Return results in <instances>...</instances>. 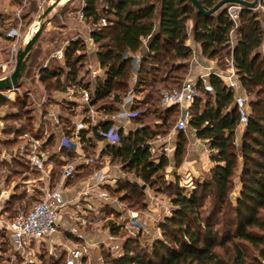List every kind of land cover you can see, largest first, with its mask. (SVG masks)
Segmentation results:
<instances>
[{
  "label": "trees",
  "instance_id": "1",
  "mask_svg": "<svg viewBox=\"0 0 264 264\" xmlns=\"http://www.w3.org/2000/svg\"><path fill=\"white\" fill-rule=\"evenodd\" d=\"M219 1L200 0L206 9ZM100 2L104 3L101 8ZM260 5H264V0H260ZM226 7L205 16L188 0H83L80 11L84 21L94 26L89 36L97 46L95 62L103 71L93 80L90 92V105L97 111L110 117L117 113V107L104 101L111 97L112 104L122 102L120 93L128 90L133 56L138 55L145 41L148 43L147 50L141 55L131 93H144L148 87L151 90L146 91L142 99L133 96L130 110L134 115L130 120L135 124L134 130L123 132L119 129L118 143L104 148L110 160L117 161L123 171L133 173L140 184L119 182L111 191L123 193L121 201L129 206L140 204L145 207L142 198L148 188L154 195H167L171 209V213L163 215L158 223L160 237L146 241L149 252L142 247L138 251V239L129 237L123 242L122 255L105 260L107 264H264V55L260 53L264 31L258 14L243 8L231 45L229 33L233 23L227 16ZM188 27L203 57L208 60L232 59L241 87L255 99L249 101L250 113L237 149L238 115L232 106V91L216 76L209 77L213 93L202 91L201 96L193 100L188 128L207 144L213 166L208 177L195 179L193 188L186 192L177 181L174 184L165 181L163 170L168 164L167 157H153L145 142L157 135H165L177 118L176 105H161L160 89L180 88L188 74L192 56V49L185 43ZM85 53L82 40H71L63 49L61 63L56 67L47 64L42 67L38 71V81L44 88L52 87V90L73 85L89 89L88 76L81 71ZM177 72L181 75L172 76ZM168 83L174 86H168ZM157 84L162 87L157 88ZM148 100L154 105L159 103L160 108L153 113L161 122L154 125L160 131L141 121L148 109L139 106ZM8 102L19 109L25 106L18 98ZM72 105L65 109L72 110ZM88 110L87 106H82L83 121H87ZM63 115L60 123L66 137H70L67 128L70 116ZM16 116L15 113L12 118ZM112 125L113 121L108 118L92 128V135L101 140L100 132ZM81 134L84 137V131ZM54 136V132L50 133L43 147L51 145ZM176 139L173 160L180 165L187 139L183 131L177 133ZM83 148L92 150L94 145L85 143ZM60 152L67 159L73 156V152L64 147ZM237 152L241 160H238ZM238 166L239 193L232 206L230 194ZM51 174L56 177L59 171L53 169ZM19 196L15 194L11 198H22ZM206 200L209 201L207 213L204 211ZM228 211L232 212L230 217L214 219L220 213L227 215ZM15 214L6 217L13 218ZM109 228L112 234L119 233L114 224ZM0 235L4 237L5 233L0 232ZM7 243L9 245L8 239ZM40 258L43 261L44 255ZM47 259L46 264H61L52 257Z\"/></svg>",
  "mask_w": 264,
  "mask_h": 264
},
{
  "label": "rangeland",
  "instance_id": "2",
  "mask_svg": "<svg viewBox=\"0 0 264 264\" xmlns=\"http://www.w3.org/2000/svg\"><path fill=\"white\" fill-rule=\"evenodd\" d=\"M24 2L26 4L23 6ZM29 5L31 7L33 6V3H30L29 0H0V75L6 74L11 71L14 65V49L22 32L24 31V28L31 21L30 19L32 16V12H26V9H28ZM82 5L83 0H72L56 16L51 19L39 42L37 43L36 48L33 51L29 70L26 74L25 79H30L33 71L39 69L38 66L35 67L39 61L42 65L47 64L50 65V67H56L57 64L61 63L59 62L61 60L56 58L55 62H58L54 63L55 59L50 57L55 50L64 49L71 40L80 39L83 41L84 38L89 36V33L94 28V26H92L91 23L84 21V19H79L78 11L81 10ZM103 6L104 3L100 2L99 8ZM262 6L264 7V5ZM252 11L258 14L261 27L264 31V15L261 11V8ZM20 22L22 25L19 28L18 26ZM100 22L103 24V20ZM74 24L77 25L76 29L73 28ZM18 28L20 35L16 42L14 39L7 36V32L10 29ZM263 44L264 39L262 41V45ZM262 45L260 46V53L261 55H264ZM96 49L97 46H95L90 52L94 54ZM84 52H86L85 44ZM85 54V62L88 63L90 60L88 54ZM211 61L212 67H217L220 69H226L228 67V61L226 58ZM85 62L81 70L82 74H85L87 72L85 68ZM100 74L102 75L103 71L100 72ZM175 75H181V72L172 74V76ZM95 78L96 76H91L90 78H88V81H92L93 84V80ZM33 79L36 88L31 89V92H25L22 85L19 87V92H16V96L11 100L6 99V93L4 95H0V193L3 189H8L9 192H13L12 196L15 194H20L19 197H22L19 199H12V196L9 195L7 198L5 196V198L0 200V213H2L4 217L12 216L15 212L17 213L18 210L26 211L33 203L39 200L38 186L40 185V182L37 181L38 172L29 166L26 158V154H28L30 150V146L28 145L29 143L40 141L41 144L38 150L44 154L45 162H51L52 168L55 169V171H59V173H61L66 163H72L75 170H80L81 167L83 168V166H85L86 164L87 168H85L83 172L85 174L89 172L93 173L97 170H102V172L112 175V172L120 169V164L117 163V161L110 160V158H108V160H102V163H99L97 161L98 155L94 150H83L80 156L76 155L74 157L66 159L61 153L57 152L55 147H43L42 142L45 141L47 136L53 131L58 132V128L56 130V128H53L49 125L38 126V117L42 113L46 112L47 108L53 107L54 111L57 113H67L71 119H78L80 117L79 115L83 105L79 104L78 102H71L66 97L68 87L63 90H52V87L44 88V86L39 81H37V71L35 72ZM167 85L174 86L170 83H168ZM156 87L158 88L162 86L157 84ZM131 88L132 85L131 82H129L128 90L125 93H120V96L123 95L122 102L130 92ZM152 89H155V86H153ZM150 90L151 88L148 87L144 93H131V101L133 102L134 95L139 99H142L146 91ZM160 90L161 95L163 92L169 91L162 88ZM247 96L250 103L255 99L253 94L247 93ZM16 98L24 101L25 106H23V108L19 109L18 106L14 107L8 102L15 101ZM104 102L107 105H113L114 107L118 106L117 103H111V97L107 98ZM71 104L74 105L72 110L65 109L66 106H69ZM139 107L140 109H148L145 116L141 118V121L143 123L149 124L152 129H158V131H160V128H156L154 127V125L155 123L157 125H160L161 122L158 119L156 113H153L155 109L160 108L159 103L154 105L151 100H148L146 103L140 104ZM94 110L96 111V115H106L103 112L97 111L96 107H94ZM71 111L74 113H72ZM15 113L18 115V117L16 116L12 118ZM60 117H62V115H60ZM173 123H175V121H173ZM68 124H70V122ZM237 127H242V129L244 128V126L240 125H238ZM172 128L173 127H171V129ZM61 129L63 130V127L60 123L59 131ZM16 130H18L19 132H17ZM241 136L238 135L237 139H235V145L237 149L239 148L241 143ZM151 145L153 146V148L155 147L154 153L152 155H159V150L161 149V147H163L164 142H152ZM189 157L190 155L186 154L185 150V154L181 159L180 165L176 164L174 160L172 162H169L170 160L168 159V164L163 170L164 179L168 184H174L177 181L179 183V186L185 188L186 192L190 191L193 188L195 179H203L204 177H208V174L203 172L202 170H200L198 174L194 172L191 173V170L189 169V163L191 159ZM237 158L238 160H241L240 154H238V152ZM60 162H63V164L60 165ZM239 172L240 166H238L236 176L233 179L235 186L230 194V201L232 203V206L235 205V199L239 193ZM122 173L125 176L128 175L130 177L132 176L133 178L135 177L133 173L125 172L123 170ZM59 175L60 174L56 175V178ZM136 179L138 181V184H140V180L138 178ZM114 189H110V192L113 197L119 199V206H117V209L106 207L105 212H103V214H100L97 211L96 206L99 204H96L92 212L87 211L88 213L85 214V224L82 225L81 223H78V226L85 230L88 239L90 238L91 240H96L99 242L106 237L107 228L111 224H114L119 228V233H117L116 235L113 234L115 238H117L120 242H124L129 237L138 239V246H136V249L139 251L142 247L149 252V244H147L146 241L151 242L154 238L160 237V229L158 228V223L163 214H160V211L159 213L156 211H151L148 205H146L145 207H141L140 204L129 206L127 202L121 201V197H123L124 194L113 193L114 191L111 190ZM171 191L172 190H168V192ZM158 197L160 198V200L165 201V203L169 205L167 195L160 194L158 195ZM144 200L145 198H142L143 202ZM208 203L209 201L206 200L204 208V211L206 213L209 212ZM132 213H134L135 215L137 214L138 223L145 227L147 233L144 231H142V233L136 231L132 232L130 230L121 228L123 222L127 220L128 216ZM231 215L232 212L228 211L227 215L220 213L217 214L214 219L222 220L225 216L230 217ZM217 251L220 252L219 250ZM43 255L44 260L39 264H46L48 262L47 257L49 256L47 255V253ZM103 255L106 261L110 259V256L108 254L105 255V253H103ZM0 264H22L19 260L14 259L11 256V251L7 243L6 235H4V237L0 235Z\"/></svg>",
  "mask_w": 264,
  "mask_h": 264
},
{
  "label": "built area",
  "instance_id": "3",
  "mask_svg": "<svg viewBox=\"0 0 264 264\" xmlns=\"http://www.w3.org/2000/svg\"><path fill=\"white\" fill-rule=\"evenodd\" d=\"M26 2V1H25ZM23 3V6L26 3ZM261 8L264 15V7L258 5L251 9L256 10ZM243 9L239 4H229L226 7V13L233 26L229 33V41L232 45L235 41V28L239 23V12ZM79 19H83L81 11H78ZM21 22L19 28L21 27ZM19 28L10 29L7 32L9 38L14 39L16 42L19 38ZM87 54L96 44L93 39L88 36L83 39ZM264 51V44L262 45ZM128 54V53H127ZM63 49L55 50L50 57L62 59ZM139 55H134L132 60V75L130 78L131 85L136 82V74L140 64ZM228 67L220 69L217 67L206 68L202 73L193 79H185L178 89L165 91L161 95V105L169 106L176 105L178 115L175 120L173 131L185 132L188 129V123L191 119L190 107L196 97H200L203 92L213 93V88L209 82L211 75L216 76L222 84L232 91V106L236 109L238 115V125L244 126L247 123L248 115L250 113L249 99L244 88L241 87L236 70L234 68L232 59H227ZM45 66V64H43ZM86 71L92 76L98 74L96 68L92 63L88 62L85 65ZM93 84L90 88H82L78 86H69L67 88L66 97L71 102H78L83 106L89 108L87 119L90 124L97 123V120L104 121L105 116L96 115L94 107L90 105ZM19 92V88H11L0 91V95L6 93V99H13ZM132 105L131 90L128 95L123 99V102L117 106V119H130L134 113L130 110ZM91 113V115H90ZM91 118H90V117ZM51 121L53 126L59 128L60 115L54 111L53 107L41 115L37 119V125L40 126L45 121ZM75 128V138L66 137L64 133L59 134L57 150L62 147L78 153L81 151L80 140L77 135L83 125L72 122ZM119 128L112 125L106 131H101L100 135L102 141L107 145H115L119 141ZM59 132V129H58ZM204 142V141H203ZM152 141L145 142L149 146L151 155L154 153V148L151 145ZM40 141L29 143V153L26 154L29 166L38 172L37 181L40 182L38 186L39 200L33 203L26 211L18 210L13 218L4 217L0 213V232L7 235L10 245L11 256L17 259L22 264H39L42 260L40 256L47 253L55 261L61 264H107L103 253L108 254L111 259L118 258L123 252V242L119 241L110 231L108 227L106 230V237L99 242L96 240L88 239L85 230L80 228L78 223L85 224V214L92 212L96 204L97 211L100 214L105 212L106 207L117 209L119 206V199L111 195L110 189H114L118 182H129L131 184H138L132 176H126L124 179H118L115 176L106 174L102 170H97L91 174L90 177L85 178L80 188H73L67 190L62 184L51 185V166L45 162L44 154L40 152ZM204 152L210 154V149L204 142ZM175 146L169 143H164L163 147L159 150V155L169 157ZM81 153H79L80 156ZM156 156V155H155ZM158 156V155H157ZM108 156L98 155L97 161L102 163ZM156 160V159H155ZM77 170H75L72 163H66L61 171L60 177L66 181L73 178ZM8 197V193L3 189L0 193V200ZM147 205L152 209L163 215L171 213L170 206L162 203L156 196H145ZM96 203H95V202ZM161 202V203H160ZM88 211V212H87ZM126 230L132 232L144 231L147 233L144 226L140 225L137 221V214L132 213L128 216L121 226Z\"/></svg>",
  "mask_w": 264,
  "mask_h": 264
},
{
  "label": "crops",
  "instance_id": "4",
  "mask_svg": "<svg viewBox=\"0 0 264 264\" xmlns=\"http://www.w3.org/2000/svg\"><path fill=\"white\" fill-rule=\"evenodd\" d=\"M146 43L147 42H144V44L142 45V47H141V49H140V51L138 53L139 56H141L147 50ZM185 43H186L187 46H189L192 49V56H191V59H190L189 70H188V74L186 75L185 79H193V78L197 77L200 73H202L206 68L212 67V61L208 60V59H206L205 57L202 56L199 45L196 44L193 41V39H192V36L190 34V31H189V27H188V37H187ZM88 57H89V60H90L89 62L93 64V66L96 68V70L98 72L96 77L99 76V75L101 76L100 72H102V69L95 63V61H96L95 53L94 54H88ZM85 63H87V62H85ZM86 73L85 74L88 76V78H90L92 76L90 73H88V72H86ZM37 81H38V79H37ZM90 84H92V81L90 82ZM72 106L74 107V105H72ZM48 110H49V108L46 109V112ZM46 112L42 113L41 115L45 114ZM58 114L59 115H63L64 113H58ZM79 116L80 117L78 119H74V120L70 118L69 119L70 124H68V127H67L70 130V134H69L70 137H68V138H71L73 140L75 138L74 135H76V134H75V128H74V125L72 124V122H74L76 124L79 123V124L83 125V128L80 129L79 135H77L79 137V140H80L81 151H79L78 153L73 152V156L72 157H74L76 155H79V153H81L84 150L83 146H84L85 143H87V145L88 144H93L94 148H92V150H94L97 155L108 156V154L104 153V148H105V146L107 144H105V142L102 141V140H97L95 138V136L92 135V132H91L92 128H94L96 125H98L102 121H99V119H98L97 123L90 124L88 119H87V121H83L84 116H82V115H79ZM103 116H105V120L108 119V118H111V120L113 121V125L118 127L123 132H128L130 130H134V128H135V124L132 123V121L130 119H128V120H126V119H117V118H115V115H113L111 117L108 116V115H103ZM39 117H38V119H39ZM60 119H61V117H60ZM41 125L42 126L43 125H49V126H52L53 128H56L55 126H53V124H52V122L50 120L43 122ZM56 130H57V128H56ZM242 130H243L242 127H236L235 139H237L238 135L239 136L242 135ZM81 131H84V137L81 134ZM53 132L55 133L54 140H53V143L51 145H49V146L53 147V148L55 147L56 150H57L59 134L60 133H64V132H63L62 129L59 132H55V131H53ZM177 133L178 132L173 131V129H170L165 135H162V136L157 135L155 138H152V139H149V140L152 141V142H158V141H161V142H164V143L167 142V143L175 146V142L177 140L176 139ZM184 134H185V137L187 139L186 154L190 155L189 158L191 159V161L189 163V166H190L189 169L191 170V173L194 172V173L198 174V172L200 170H202L203 172L209 174V171H210V169L213 166V162L210 160L209 154H207L203 150V145H205L204 142L196 137L195 131L193 129L188 128L184 132ZM46 139H45V141H46ZM45 141L42 142V145H43V143ZM154 149H155V147H154ZM60 150H57V152L61 153ZM156 156L153 155V157H156ZM172 156H173V153L169 157H167V159L170 160L169 162L173 161V157ZM108 158H109V156H108ZM108 158H106V160H108ZM49 165L52 167L51 162L48 163V166ZM85 168H87L86 164H85V166H83V168L81 167L80 170H77V172L75 173V175H74V177L72 179L66 180V181L62 180L60 175L57 176V178H58L57 179L56 177H53L52 174H51V185L53 186V185L62 184V186H64L67 190L73 189V188L74 189L75 188H80L82 186L81 184L85 181V178L90 177L91 174H92L91 172H89L87 174L83 173ZM52 170H53V168H51V172H52ZM59 174H61V173H59ZM111 174H112V176H115L118 179H124L126 177L125 175H123L121 167H120L119 170H116V171L112 172ZM134 179L137 180L135 177H134ZM6 191L8 193V196L9 195L12 196L13 192L12 193L9 192L8 189H6ZM149 194L153 195V196H156L160 200L158 195H154L150 191V189L146 188L145 189V196H147ZM160 201L162 203L163 202L165 203V201H162V200H160ZM145 203H146V201H145ZM146 205H147V203H146ZM150 205H149V208H150ZM6 237H7V235H6Z\"/></svg>",
  "mask_w": 264,
  "mask_h": 264
},
{
  "label": "water",
  "instance_id": "5",
  "mask_svg": "<svg viewBox=\"0 0 264 264\" xmlns=\"http://www.w3.org/2000/svg\"><path fill=\"white\" fill-rule=\"evenodd\" d=\"M71 1L72 0H29L30 3H33V6L31 7L29 5L26 12H32L31 21L24 28L16 44L14 49V65L11 71L0 75V91L19 88L22 85L25 92H31V89L36 88L33 79L35 72H38L44 67L40 61L35 66H38L39 69L33 71L30 79H25L29 70L33 51L51 19ZM188 2L197 9L198 12L208 16L229 4H239L243 8L253 9L258 5L260 0H221L211 9H206L201 4L200 0H188ZM76 27L77 25L74 24L73 28L76 29ZM146 46H148V43H146Z\"/></svg>",
  "mask_w": 264,
  "mask_h": 264
}]
</instances>
